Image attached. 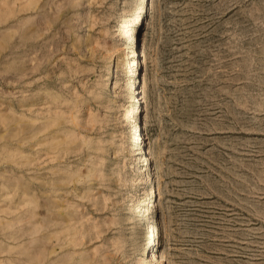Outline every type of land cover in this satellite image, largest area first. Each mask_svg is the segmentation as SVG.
<instances>
[{"label":"rangeland","instance_id":"374dc122","mask_svg":"<svg viewBox=\"0 0 264 264\" xmlns=\"http://www.w3.org/2000/svg\"><path fill=\"white\" fill-rule=\"evenodd\" d=\"M145 2L0 0V264H264V0Z\"/></svg>","mask_w":264,"mask_h":264},{"label":"bare ground","instance_id":"6f19581e","mask_svg":"<svg viewBox=\"0 0 264 264\" xmlns=\"http://www.w3.org/2000/svg\"><path fill=\"white\" fill-rule=\"evenodd\" d=\"M142 1V6H141V14L140 15H135V16H132V17H124V24L121 25L122 28H125V32L122 33V35L125 37V36H128L130 39L132 38V31H131V28H130V25L131 23H140V21L142 20V13L146 12L148 7H147V4L145 2V0H141ZM134 51H136V49H134ZM136 54V53H135ZM134 54V55H135ZM139 64V61L137 58H134L133 59V65H137ZM132 74H134V68H133V71L131 72ZM136 86L134 84V89L133 91H136ZM135 101H141V98H140V95L137 94L135 95ZM132 118V121H133V126H136V120L134 118V115H130L128 116V118ZM141 153H144L146 154L147 151L145 150V148H142L141 149ZM147 159V157H146ZM153 180H151V189H150V192H148V195H150V198L146 200V204L145 205H142L141 203L139 202H134L131 207H130V213L132 215H136V214H142V215H145L147 218H150L151 219V215L153 213V210L157 204V190L155 189V186L153 184ZM159 240V230H158V226L156 225L155 221L152 222V237L151 239L149 240V243L148 245L149 246H153L154 243L158 242ZM150 248V247H149Z\"/></svg>","mask_w":264,"mask_h":264}]
</instances>
